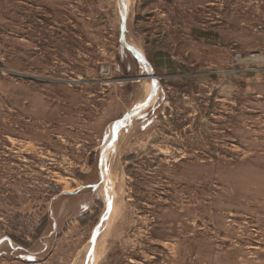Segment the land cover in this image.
<instances>
[{
	"label": "rangeland",
	"instance_id": "obj_1",
	"mask_svg": "<svg viewBox=\"0 0 264 264\" xmlns=\"http://www.w3.org/2000/svg\"><path fill=\"white\" fill-rule=\"evenodd\" d=\"M93 261L264 264V0H0V264Z\"/></svg>",
	"mask_w": 264,
	"mask_h": 264
},
{
	"label": "bare ground",
	"instance_id": "obj_2",
	"mask_svg": "<svg viewBox=\"0 0 264 264\" xmlns=\"http://www.w3.org/2000/svg\"><path fill=\"white\" fill-rule=\"evenodd\" d=\"M149 92H150V90H149ZM110 194V193H109ZM116 205V204H115ZM113 210L115 209V207L113 206V208H112ZM95 260V259H94ZM95 263V261H93V264Z\"/></svg>",
	"mask_w": 264,
	"mask_h": 264
}]
</instances>
